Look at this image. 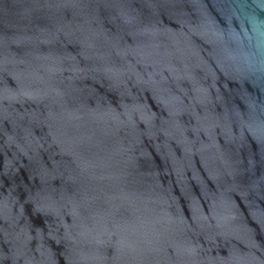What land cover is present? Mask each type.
Masks as SVG:
<instances>
[{"label": "water", "instance_id": "obj_1", "mask_svg": "<svg viewBox=\"0 0 264 264\" xmlns=\"http://www.w3.org/2000/svg\"><path fill=\"white\" fill-rule=\"evenodd\" d=\"M0 264H264V0H0Z\"/></svg>", "mask_w": 264, "mask_h": 264}]
</instances>
